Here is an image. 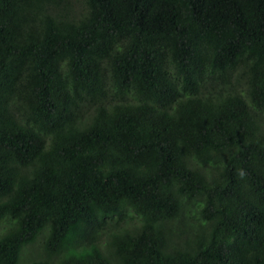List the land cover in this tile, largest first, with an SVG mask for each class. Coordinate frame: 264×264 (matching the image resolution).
<instances>
[{
    "label": "trees",
    "instance_id": "1",
    "mask_svg": "<svg viewBox=\"0 0 264 264\" xmlns=\"http://www.w3.org/2000/svg\"><path fill=\"white\" fill-rule=\"evenodd\" d=\"M0 264H264V0H0Z\"/></svg>",
    "mask_w": 264,
    "mask_h": 264
},
{
    "label": "clouds",
    "instance_id": "2",
    "mask_svg": "<svg viewBox=\"0 0 264 264\" xmlns=\"http://www.w3.org/2000/svg\"><path fill=\"white\" fill-rule=\"evenodd\" d=\"M240 176L243 177L244 176V173L243 171L240 172Z\"/></svg>",
    "mask_w": 264,
    "mask_h": 264
}]
</instances>
